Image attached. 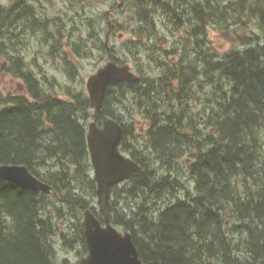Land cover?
<instances>
[{"label": "trees", "instance_id": "obj_1", "mask_svg": "<svg viewBox=\"0 0 264 264\" xmlns=\"http://www.w3.org/2000/svg\"><path fill=\"white\" fill-rule=\"evenodd\" d=\"M171 2L137 0L139 23L132 30L145 32L148 21L153 27L151 7L163 8L177 25L180 20L194 18L189 31L193 36L202 35L208 16L228 26L232 11L229 25H234L239 12L247 8L244 0L228 5L219 0ZM184 4L188 12L182 11ZM13 6L0 4V38L19 19L31 22V11L14 15ZM251 11L257 14L258 27L264 33V0H256ZM93 20H85L82 30L98 27L101 31ZM110 27L113 32L119 30ZM84 35L77 38L82 48L74 46L78 57L87 56L84 46H88V36L95 48L107 52L98 33ZM158 39L151 53L160 49L162 37ZM249 40L244 37L245 42ZM242 46L216 56L197 43L189 56L163 64L165 74L149 80L113 82L107 88L101 115L122 124L120 149L141 166L128 180L110 188V222L131 233L144 264H264V43ZM198 63L202 71L209 69L205 76L215 91L221 92L211 97L200 130L192 124L185 105ZM30 96L34 101L0 93V164L25 165L52 190L48 195H35L0 179V264H58L52 243L54 214L64 217L68 230L70 226L81 256L87 252L84 210L90 208L102 221L95 206L96 184L81 121L89 116L85 91L63 100L40 95L32 84ZM170 98V106L175 104L177 109L163 110ZM126 103L122 112L114 108ZM140 108L150 118L145 144L133 133L132 117L124 114ZM92 116L97 119L100 115ZM188 151L193 160L186 174L193 191L173 198L184 184L176 176L161 175L158 167L176 171L177 159Z\"/></svg>", "mask_w": 264, "mask_h": 264}, {"label": "rangeland", "instance_id": "obj_2", "mask_svg": "<svg viewBox=\"0 0 264 264\" xmlns=\"http://www.w3.org/2000/svg\"><path fill=\"white\" fill-rule=\"evenodd\" d=\"M66 1H69L70 4L74 3L73 6H67L69 3ZM136 1L137 0H128L124 8L116 7L117 9H114L115 7L113 8L112 6H117L120 0H0V4L6 8H10V6L14 5L12 12L15 14L29 10L33 16L40 15V17L46 21V26L43 30H26V22L23 20L20 23L22 26L21 32L17 24L12 28H7L8 30L2 34V38L0 39L1 43L3 42L2 49L0 50V93H11L14 92L16 88L15 83L18 79H13V62L16 56L21 57L25 69H29L36 76H40L39 73L42 71L47 74L48 77L41 80L40 84L41 88L49 95L54 93L58 97L68 98L75 91L81 90V88L85 89L84 84L86 77L99 65L107 61L111 54L116 55L119 59L129 60L131 66L132 64L130 61L135 62L136 68L142 74V78L149 80L152 78L155 79L161 74L162 67L159 63H167V65H169L168 63H172L170 59H180L182 55L185 57L186 55L189 56L191 54L190 51L197 48V43L209 53L214 52L216 56L222 55L232 47L243 48L244 46L242 45H247V43L257 45L264 43V33H262L258 27L257 14L251 11L253 5H256V0H244V4L247 5V8L239 12L237 24L229 25L233 20L231 19L232 11H230L228 26L224 24L225 22H221L219 19L214 21L211 19V16H208L207 22L204 24L202 30V35L199 36H193L189 33L192 28V23L195 21L193 17V19L180 20L177 25L171 15H165L166 11L158 6L156 8H150L152 9L153 15L151 19L153 21V27L150 21L146 22L145 32L152 37L157 35L158 37H162L163 43L162 40L160 42L162 49L171 48L176 51L174 52L171 50V52L165 56L163 54L164 52L150 53L142 49V53L139 55L135 54L137 56L131 60L127 53L126 38L132 37L135 41H139L143 39L142 33H145L138 29L132 30V28H136L139 23L136 21L138 13L136 12ZM161 1L171 4L174 3L171 2V0ZM219 1L228 5L238 0ZM82 4H84L83 7ZM183 6L184 8L182 11L184 12L186 10V12H188L189 7L185 4ZM177 10L179 11L181 9L178 8ZM87 19H94V27L100 25L101 32L98 33V36L101 37L102 40H104L103 30L108 21L119 29V31L114 33L111 37H109L108 34L105 35L108 44H110V47H113L112 51H100V49L95 48L93 38L88 37V42L86 43L88 46H84V48H87V56L78 58L74 56L72 52L74 46L77 47L78 45V48H82L81 44H79L80 42L74 37V34L78 32L76 28H78L77 26L83 28L81 24H84V21ZM50 20L52 22H50ZM100 20H102L101 24ZM72 29L73 33H70ZM95 29H98V27H95ZM199 29H201V27H199ZM22 33H26L27 35H21ZM29 33H37V36L33 37L32 34L28 35ZM134 33H140V36L137 37ZM79 34L81 37L84 35V33ZM117 35L119 37H117ZM245 36L250 39L249 42L244 41ZM145 39L146 38L143 40ZM193 41H195L194 45ZM145 42L146 41L143 43ZM191 45L193 46L191 47ZM144 54L147 56L146 64H144L143 60ZM151 58L156 59V61H150L149 59ZM57 59L61 61L63 67L59 68L56 66L55 61ZM2 63H7V65L2 66ZM198 64L200 65V63ZM201 67L200 65L197 73L194 72V74H196L194 78H197L187 87V93L189 95L187 100L189 101L185 104L188 106L187 112L189 117L192 118V124L197 130L203 127L202 123L205 120L203 116L209 109L208 104H210L211 97L221 94L220 91H215L216 89L212 81H210L209 77L205 76L206 73L209 76V69L207 71L203 69L202 71ZM66 70L71 71L72 80L68 79ZM130 96L129 94V97ZM172 101V98H170L163 105V110H169V107L171 110L177 109L175 104L170 106ZM140 110L142 111L141 108ZM140 110L136 111L134 109L132 114L128 112H124V114H126V118H128V115L132 117L135 124L134 133L137 134L139 142L145 144L146 138L144 135H140L139 131L148 126L147 122H149L150 118L142 111L147 117L145 118ZM160 110L162 111L161 107ZM90 112L92 111L89 110V114ZM83 120L84 119H81V121ZM88 121L89 119L86 120V122ZM191 155L192 154L188 151L177 159L176 164L178 165L176 171H167L166 168L158 167L161 175L167 172L171 177L176 176L179 178L185 185L182 187V192H176L175 195H171L173 198L181 196L185 191H188L190 194L193 191V182L188 174H186L187 166L193 160ZM155 166H157V164ZM51 221L55 226L52 243L55 249L57 263L76 264L81 257V246L73 239L70 226L69 231L67 223L62 215L54 214ZM228 225L229 223L226 222L225 227Z\"/></svg>", "mask_w": 264, "mask_h": 264}, {"label": "water", "instance_id": "obj_3", "mask_svg": "<svg viewBox=\"0 0 264 264\" xmlns=\"http://www.w3.org/2000/svg\"><path fill=\"white\" fill-rule=\"evenodd\" d=\"M121 4V3H120ZM107 45V39L105 40ZM138 78L129 70L127 64L118 65L114 60L107 61L86 81L89 105L97 112L109 83L112 81H134ZM102 127L91 122L87 131V146L96 182V203L103 217V224L89 210L83 214V236L87 254L78 264H144L138 255L130 233L121 232L109 221L110 187L140 170V166L118 149L121 126L113 119L104 117ZM0 179L31 190L49 193L51 186L36 178L25 165L0 164Z\"/></svg>", "mask_w": 264, "mask_h": 264}, {"label": "flooded vegetation", "instance_id": "obj_4", "mask_svg": "<svg viewBox=\"0 0 264 264\" xmlns=\"http://www.w3.org/2000/svg\"><path fill=\"white\" fill-rule=\"evenodd\" d=\"M45 26H46V21L45 20H40L39 23H38V27L36 29L43 30L45 28ZM108 26H111V25H108ZM19 31L21 32L22 30L20 29ZM108 31L110 32V33H108L109 37L114 35V33L112 32L111 28H109ZM30 34H32L33 37L37 36V33H29L28 35H30ZM134 34H136L137 37L140 36V33H134ZM21 35H27V34L26 33H22ZM142 35H143V39L146 38L145 40L142 39V40H139V41H135V39L132 38V37H127L126 38V48L128 50L127 53H128L129 58L131 60L134 59L140 53H142V49L145 52H150L151 53L152 50H153L154 45L158 44V40H159L158 39L159 38L158 35L154 36V37L148 35V33H142ZM117 37H119V36L117 35ZM144 41H146V42L143 43ZM85 42H88V41H85ZM137 43L141 44L140 48H138V49L136 48V45H138ZM112 48L113 47H110V49H112ZM139 49H141V51H139ZM156 52L163 53V49H162V45L161 44H160V49H158V50L155 49L154 53H156ZM135 54H137V55H135ZM112 56H113V54H112ZM15 58H17V56ZM15 58H14V64H13L14 65V67H13V69H14L13 79H18V81H16V83H15L16 84V88L14 89V92H11L10 94H11L12 97H15V98L22 97L24 99L26 98L28 101H30V100L34 101V99H32V97L30 96V86L32 84H34V86L37 88V90L40 91V95L41 94H45L46 91L43 88L40 87L41 86L40 82H41V80H44L45 77H48V76L43 71L39 73L40 76H36L29 69H25V65H24V62L22 61L21 57L18 56V58L16 60H15ZM113 59L115 60V62L118 65L127 64L130 67L131 71H133L135 74H137L139 76V78L142 77L141 72L136 68L135 62L130 61V63L132 64V66H131L129 64V60H127V59L126 60H124L122 58L119 59V58H117L116 55H114ZM143 60H144V64H146L147 63V56L145 54L143 55ZM171 62H174V61H171ZM55 64L59 68L63 67V64L61 63V61L59 59H57L55 61ZM134 64H135V66H134ZM163 64L167 65V63H159V65L162 67L161 74H165L163 72L164 71V66H162ZM39 84H40V86H39ZM81 90H82V88H81ZM80 91H78L77 93H80ZM53 95L55 97H57L56 94L53 93ZM116 103H119V102L117 101ZM127 106H128V103H126L125 107H122L121 104H119L118 107L117 106H115V107L113 106V107L116 108L119 111H122V110H125ZM121 136H123V131L121 133ZM121 139H122V137H121Z\"/></svg>", "mask_w": 264, "mask_h": 264}, {"label": "bare ground", "instance_id": "obj_5", "mask_svg": "<svg viewBox=\"0 0 264 264\" xmlns=\"http://www.w3.org/2000/svg\"><path fill=\"white\" fill-rule=\"evenodd\" d=\"M3 43V42H2ZM4 45H6V44H4ZM251 45H253L252 43H251ZM2 46H3V44H2ZM17 58H18V56H17ZM17 58H15V60L17 59ZM21 60V59H20ZM18 62V61H17ZM19 68V67H18ZM145 91V90H144ZM146 103V102H145ZM147 105V104H146ZM14 164V163H13ZM160 165V164H159ZM167 173V172H166ZM165 173V174H166ZM58 237V236H57Z\"/></svg>", "mask_w": 264, "mask_h": 264}]
</instances>
